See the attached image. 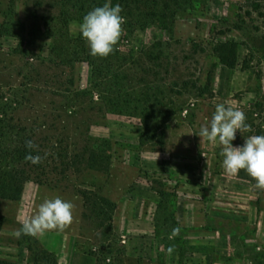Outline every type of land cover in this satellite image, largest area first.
<instances>
[{
    "label": "rangeland",
    "instance_id": "obj_1",
    "mask_svg": "<svg viewBox=\"0 0 264 264\" xmlns=\"http://www.w3.org/2000/svg\"><path fill=\"white\" fill-rule=\"evenodd\" d=\"M25 1L32 9L41 0H0V95L24 101L9 113L37 137L72 151L81 143L85 113L75 112L83 102L70 99L71 92L91 87L90 66L48 61V38L20 43L17 25L30 22ZM42 1L37 16L54 11L52 0ZM181 7L170 31L151 26L127 35L123 30L117 43L125 61L122 68L115 62L110 68L119 74L120 90L109 95L129 104L89 125V135L110 140L108 173L85 169L62 179L51 168L48 182H25L19 200L0 198V264H35V259L44 264L46 258L95 264L90 252L102 241H117L124 250L133 242L123 264H264V189L244 170L226 175L222 146L198 136L217 104L240 110L255 101L259 71L264 86V0H189ZM80 23H68L71 37L82 39ZM225 39L238 42L234 68L220 64L212 52L213 44ZM22 49L35 55L26 58ZM85 52L99 63L106 60L89 55L86 42ZM99 81L92 91L95 101L109 93ZM204 85L198 94L195 87ZM145 92L141 101L149 97L148 102H136ZM245 138L237 136L233 144L242 145ZM78 188L99 189L115 202L110 229L84 215ZM55 196L74 204L73 222L61 231L17 238L22 222Z\"/></svg>",
    "mask_w": 264,
    "mask_h": 264
},
{
    "label": "trees",
    "instance_id": "obj_2",
    "mask_svg": "<svg viewBox=\"0 0 264 264\" xmlns=\"http://www.w3.org/2000/svg\"><path fill=\"white\" fill-rule=\"evenodd\" d=\"M30 22L18 23L21 35H14L20 43H34L37 38L51 39L49 47L50 58L48 61L60 65H72L77 61H86L90 66L91 80L90 88L84 91H72L70 99L80 97L82 105L79 109L74 108L75 112L85 113L82 123L85 128L83 137L79 145H74L70 151L65 144L59 147L49 146L47 140L37 137L36 132H32L26 125L15 119L9 112L22 107L24 101L15 99H3L0 95V198L7 200H19L21 198L23 185L27 181H34L42 184L46 180L47 170L53 168L62 179L69 174H77L85 169L108 173L111 163L109 139L97 138L89 135V125L97 124L99 119H104L106 112H120V106L129 104L127 98L119 100L118 97H111L109 94L113 90H120L117 86L119 74L113 73L111 68L113 62L118 68L124 65L125 57H119V52L114 46V51L106 57L104 63L89 58L85 52V41L80 38H73L68 32V23L71 20L82 22L83 16L91 9L102 6L106 0H52L51 6L54 11L48 14L37 16L36 9L40 7L43 1L31 4ZM189 0H118L122 8L121 15L124 17L122 28L127 35H132L135 31L145 29L151 26H157L161 29L170 31L179 10L184 3ZM25 33L24 36H22ZM238 42L234 40H218L212 46V52L218 62L227 68H234L237 62ZM22 54L26 58H32L35 54L29 49H22ZM38 56V55H37ZM251 56L244 59L243 69L248 70V62ZM262 73H256V79L260 84L256 88L255 101L240 110L246 114V122L250 125V130L246 132H237V136L248 137L250 135H264V86L261 84ZM110 78V79H109ZM99 80L105 81L109 87V93L104 97L98 95V100L93 99V88H98ZM145 82V79H138ZM99 81V82H98ZM210 81V76L206 78V83ZM195 86V85H193ZM195 87L198 94L205 89ZM117 88V89H116ZM119 88V89H118ZM141 96V97H140ZM147 95L140 94L136 96V102H140L142 97ZM149 97L141 101L143 105L148 102ZM77 101V100H76ZM135 110L138 107H133ZM147 109V108H146ZM145 109H142V111ZM32 140L35 148L31 150L32 155H40L42 160L39 164H32L25 160L29 150L25 147V141ZM63 143V142H62ZM50 168V169H49ZM80 195L84 208V215L93 216L97 227L105 226L111 228L113 212L116 208L115 202L102 195L99 189L75 190ZM160 197L164 192L157 191ZM3 224V217L0 215V229ZM95 256V264H123L125 251L122 245L117 241H102L97 251H91ZM35 264H40L35 259ZM44 264H56L51 259L46 258Z\"/></svg>",
    "mask_w": 264,
    "mask_h": 264
},
{
    "label": "clouds",
    "instance_id": "obj_3",
    "mask_svg": "<svg viewBox=\"0 0 264 264\" xmlns=\"http://www.w3.org/2000/svg\"><path fill=\"white\" fill-rule=\"evenodd\" d=\"M119 4L112 5L108 0L88 11L79 24L81 38L86 42L89 55L105 58L114 51L123 28L124 17ZM246 114L226 103L215 106L210 120L202 125L198 136L221 147L222 167L226 175L235 176L244 170L254 181L255 187L264 189V135H250L242 145H234L237 132L250 130ZM29 150L25 160L39 164L40 155H32L36 146L32 140L25 141ZM74 204L60 196L44 199L36 212L22 222L15 235L37 237L47 231H61L73 222Z\"/></svg>",
    "mask_w": 264,
    "mask_h": 264
},
{
    "label": "crops",
    "instance_id": "obj_4",
    "mask_svg": "<svg viewBox=\"0 0 264 264\" xmlns=\"http://www.w3.org/2000/svg\"><path fill=\"white\" fill-rule=\"evenodd\" d=\"M133 242L132 241H127V244L125 245V254L127 253L128 254V252L131 250V249H133Z\"/></svg>",
    "mask_w": 264,
    "mask_h": 264
}]
</instances>
